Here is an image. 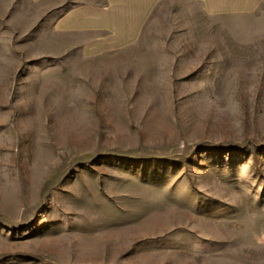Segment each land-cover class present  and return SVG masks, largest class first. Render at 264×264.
Segmentation results:
<instances>
[{
  "label": "rangeland",
  "instance_id": "obj_1",
  "mask_svg": "<svg viewBox=\"0 0 264 264\" xmlns=\"http://www.w3.org/2000/svg\"><path fill=\"white\" fill-rule=\"evenodd\" d=\"M259 14L206 76L147 38L74 94L0 23V264H264Z\"/></svg>",
  "mask_w": 264,
  "mask_h": 264
},
{
  "label": "crops",
  "instance_id": "obj_2",
  "mask_svg": "<svg viewBox=\"0 0 264 264\" xmlns=\"http://www.w3.org/2000/svg\"><path fill=\"white\" fill-rule=\"evenodd\" d=\"M259 13L264 0H0L5 36L29 40L19 54L36 62L37 75L72 71L71 94L78 83L99 87V71H118L107 60L147 38L164 39L167 51L166 41L183 40L180 64L205 75L229 61L235 20Z\"/></svg>",
  "mask_w": 264,
  "mask_h": 264
}]
</instances>
